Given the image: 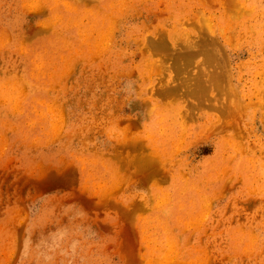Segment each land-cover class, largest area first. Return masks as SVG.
<instances>
[{
  "label": "rangeland",
  "instance_id": "1",
  "mask_svg": "<svg viewBox=\"0 0 264 264\" xmlns=\"http://www.w3.org/2000/svg\"><path fill=\"white\" fill-rule=\"evenodd\" d=\"M63 1L100 26L0 0V264H264L262 24L239 34L214 0Z\"/></svg>",
  "mask_w": 264,
  "mask_h": 264
},
{
  "label": "bare ground",
  "instance_id": "2",
  "mask_svg": "<svg viewBox=\"0 0 264 264\" xmlns=\"http://www.w3.org/2000/svg\"><path fill=\"white\" fill-rule=\"evenodd\" d=\"M255 2L257 3V0H252V1H250V0H248V1L247 0H245V1L244 0H229V1L228 0L227 1L226 0H214L213 4L219 6V10H217L218 12L215 15L219 17V23H221V24H225L226 21H228L229 17H227V15L230 12L241 16L242 19H243V22L240 21V23L242 25L241 26L237 25L235 27L239 34H242V32L245 31L244 27H246L249 24L250 21H254L255 20L256 22L262 24L259 27V29H258V33H261V30L264 28V23H262L260 21V19H262L263 16H264V5L262 4V2H261V4H256ZM52 5H53L52 8H56V10L59 11V13H57V16H62V18H64L66 21L70 22V24L68 25V28L72 29L73 31L77 30V27H81L82 26L81 21H80V17H81L82 14H85L86 18L89 20L87 22V25H88L87 28L88 29H89L90 26H92V27H94V26H98L99 27L100 26V24L98 23V21L100 19V12L98 10L86 11V10H83V9L79 8L73 2H67V1H63V0H54ZM53 24L55 26L58 25L57 24V20H55L54 15H52V17L50 19V25L52 26ZM256 26H257V24L256 25L250 24L249 28L251 30H255L256 31ZM216 28L219 29L218 25H217ZM245 29L247 30V28H245ZM103 32H104V30H103ZM103 32L100 33L99 37L97 38V41L98 42L100 41V44L103 43L106 40L105 39L106 34L103 35ZM55 35L58 36L57 33ZM108 39H109V37H108ZM97 41L95 43H97ZM220 53L223 56V53L221 52V50H220ZM185 56L186 57H190L187 53H185ZM211 57H213V54L211 55ZM212 62H214V61H211V63ZM215 73H217V75ZM215 73L213 72L212 74H213V76L215 78H217L219 73L218 72H215ZM3 80H2V83H3ZM21 81H22V79H21ZM8 84L9 83L7 81V86H8ZM8 87H6V88H8ZM14 90H16V89H14ZM253 103H255V102H253ZM125 138L126 137L123 136L120 139V142L122 143V145L129 146V147L131 146L132 147V145H133L132 140H126ZM226 139L227 140H225L223 142H220L219 151L221 153L225 152L226 151L225 147H227L229 149V153H228L229 155H237L238 154L237 149H238V146H239L240 143H237L235 141V139L232 138V137H228ZM138 143H140V142H138ZM154 150H156L157 152L154 153V154L152 153V155L149 158V160L146 161V164H147L148 168H151V167L155 168V166L157 165V164H155L156 161H161L162 164L165 163V160L163 159V154L165 153L166 149H163V148L155 149L154 148ZM156 158H158V159H156Z\"/></svg>",
  "mask_w": 264,
  "mask_h": 264
}]
</instances>
